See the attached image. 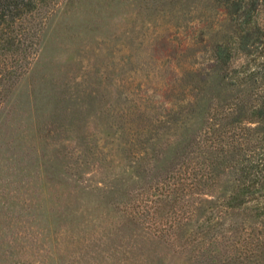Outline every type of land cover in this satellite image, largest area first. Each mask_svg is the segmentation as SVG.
<instances>
[{
  "label": "rangeland",
  "instance_id": "1",
  "mask_svg": "<svg viewBox=\"0 0 264 264\" xmlns=\"http://www.w3.org/2000/svg\"><path fill=\"white\" fill-rule=\"evenodd\" d=\"M47 2L29 47L1 51L0 264H264V218L235 248L208 240L228 215L154 235L188 211L172 198L154 217V105L207 66L221 3Z\"/></svg>",
  "mask_w": 264,
  "mask_h": 264
},
{
  "label": "trees",
  "instance_id": "2",
  "mask_svg": "<svg viewBox=\"0 0 264 264\" xmlns=\"http://www.w3.org/2000/svg\"><path fill=\"white\" fill-rule=\"evenodd\" d=\"M47 1L0 0V59L1 51L26 49L37 38ZM218 1L226 21L206 40L207 66L179 68L193 81L186 96L154 105V190L164 187L159 199L154 194V217L172 198L176 209H188L187 217L176 212L167 219L171 226L156 225L154 235L187 232L194 215L204 231L228 215L229 225L217 224L222 236L208 240H233L235 248L256 241L252 216L264 218V0ZM177 88L163 91L180 93Z\"/></svg>",
  "mask_w": 264,
  "mask_h": 264
}]
</instances>
